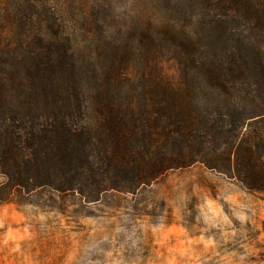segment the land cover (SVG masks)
<instances>
[{
  "label": "trees",
  "instance_id": "obj_1",
  "mask_svg": "<svg viewBox=\"0 0 264 264\" xmlns=\"http://www.w3.org/2000/svg\"><path fill=\"white\" fill-rule=\"evenodd\" d=\"M5 2L18 11L9 12ZM31 2L2 3L0 138L14 142L16 159L34 157L47 175L50 168L61 171L54 177L74 173L64 184L52 181V189L95 202L106 191L134 193L169 171L200 164L235 179L248 191L264 193V0H196L199 15L193 16L201 21L199 33L189 32L188 39L182 28L177 37H162L167 48L175 46L185 58L175 64L177 75L163 73L151 58L139 77L128 75L134 53L131 43L121 38L110 64L100 69L102 79L95 78L96 92L91 96L98 125L92 132L80 125L84 109L75 77L76 72L80 79L84 75V60L69 33L78 31L56 17L49 1ZM28 10L33 16L25 23ZM226 12L238 16L239 30L247 36L232 50L226 44L221 54L210 56L217 42L209 37L215 33L221 38L219 31H226L217 18ZM82 30L92 37L95 29L89 18ZM145 47L141 53L155 56L152 47ZM247 49H257L255 60L246 57L240 63L237 55ZM89 51L87 61L98 65L103 49L94 45ZM17 79L15 93L52 99L49 115L31 108L3 110L6 81ZM25 88L30 92L25 94ZM200 97L203 106L196 110L195 99ZM76 168L85 171L82 183ZM85 191L89 193L84 195Z\"/></svg>",
  "mask_w": 264,
  "mask_h": 264
},
{
  "label": "rangeland",
  "instance_id": "obj_2",
  "mask_svg": "<svg viewBox=\"0 0 264 264\" xmlns=\"http://www.w3.org/2000/svg\"><path fill=\"white\" fill-rule=\"evenodd\" d=\"M47 1L69 30L78 31L69 33L83 55L79 58L84 60H80L84 75L80 79L76 72L75 80L84 109L80 125L90 132L98 125L91 96L96 92L95 78L102 79L100 69L110 64L121 38L131 43L134 53L128 75L139 77L149 58L163 73L177 75L175 64L185 58L175 46L167 48L162 37H177L176 31L183 28L188 38L189 32L197 35L200 30L201 21L193 16L199 15L196 0ZM5 4L9 12L18 11ZM32 14L27 11L25 23ZM87 18L95 29L91 38L82 30ZM217 18L226 31H219L221 38L215 33L209 37L217 42L210 56L221 54L226 44L232 50L247 36L239 30L238 16L226 12ZM146 28L154 29L155 42ZM94 45L105 54L98 65L87 61ZM145 45L156 51L155 56L141 53ZM198 46L207 51L205 45ZM244 52L237 55L240 63L246 57L255 60L257 49ZM19 84L20 79L6 81L4 111L31 108L44 116L51 113L52 99L17 94ZM200 103L201 97L195 99L196 110L203 106ZM0 139L4 142V147L0 143V264H264V193L248 191L235 179L195 164L169 171L134 193L106 191L97 201L87 202L78 193L50 187L52 181L66 183L74 173L54 177L61 171L50 168L47 175L34 157L16 159L14 142ZM76 171L82 183L85 171ZM252 183L257 186L256 180Z\"/></svg>",
  "mask_w": 264,
  "mask_h": 264
}]
</instances>
